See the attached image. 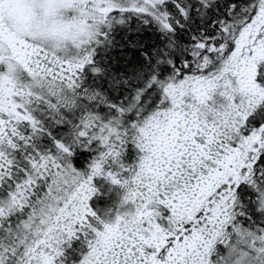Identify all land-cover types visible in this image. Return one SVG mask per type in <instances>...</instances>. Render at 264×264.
Wrapping results in <instances>:
<instances>
[{"label":"snow or ice","instance_id":"6c2138e0","mask_svg":"<svg viewBox=\"0 0 264 264\" xmlns=\"http://www.w3.org/2000/svg\"><path fill=\"white\" fill-rule=\"evenodd\" d=\"M0 264H264V0H0Z\"/></svg>","mask_w":264,"mask_h":264}]
</instances>
